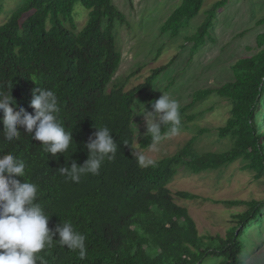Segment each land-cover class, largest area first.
Here are the masks:
<instances>
[{
	"label": "trees",
	"instance_id": "obj_1",
	"mask_svg": "<svg viewBox=\"0 0 264 264\" xmlns=\"http://www.w3.org/2000/svg\"><path fill=\"white\" fill-rule=\"evenodd\" d=\"M230 1L218 2L197 32L186 37L191 57L194 51L216 42L214 22ZM77 3L90 12L81 31L74 17ZM203 4L204 0H182L163 25L162 35L177 39L200 14ZM3 10L4 0H0V15ZM126 23L114 0H27L0 26V92L12 94L15 112L23 108L34 115L33 89L54 91L59 122L73 136L69 149L55 157L45 152L41 142L32 138L34 132L31 135L24 126L18 125V140L7 141L0 110V158L11 153L26 162V176L16 178L38 186L36 202L50 217V228L70 220L74 229L86 236L85 259L58 241L41 255L47 264H204L213 258L220 259L219 264H247V229L253 222H261L264 201L211 200L229 209L244 206L248 210L233 214L226 237L202 236L169 186L181 168L201 175L223 172L240 160L257 180L264 178V124L260 122L264 113V33L257 38L258 53L231 67L234 81L193 93L191 102L179 109L183 131L199 116L188 115V111L209 97L216 95L230 103V118L217 134L230 141L231 148L198 155L197 143L208 133L202 130L174 156L157 161L155 167H141L132 154L136 151L133 107L175 59L132 90L127 91L125 83L113 84L122 63L116 27ZM256 25L264 26V16ZM174 84L172 80L165 90ZM95 126H107L112 132L118 144L116 158L106 159L99 175L86 174L73 182L61 175L59 168L72 161L81 166L85 163L89 158L85 145L97 131ZM168 128L162 126V131ZM150 145V134L139 143L144 151ZM177 196L185 201L201 199L190 192H178ZM54 239H59L58 234Z\"/></svg>",
	"mask_w": 264,
	"mask_h": 264
},
{
	"label": "rangeland",
	"instance_id": "obj_2",
	"mask_svg": "<svg viewBox=\"0 0 264 264\" xmlns=\"http://www.w3.org/2000/svg\"><path fill=\"white\" fill-rule=\"evenodd\" d=\"M26 1L4 0L0 26L7 23ZM220 1L204 0L200 14L177 39L172 40L169 35H162V27L182 0H114L116 7L126 16L127 23L116 27L117 48L122 54V63L113 84L125 83L126 90H132L145 84L154 70L175 59L169 70L154 81L152 90L139 98L133 107L136 151L155 162L174 156L202 130L208 133L197 143L198 155L223 153L231 148L230 141L221 140L217 134L218 128L227 125L231 105L216 95L188 111V115H199L194 123L189 124V130L185 129L176 136L164 139L155 149L144 151L139 147L140 141L149 135L146 115L154 111L153 103L163 93L176 100L181 109L191 102L193 93L215 89L234 81L231 67L237 61L258 53L257 38L264 33V26L258 27L256 24L264 16V0H231L225 9L218 12L214 22L216 42L194 51L191 57V45L185 44L186 37L197 32L207 14ZM89 14L80 3L76 4L74 17L78 31L86 26ZM183 45L187 46L186 49H181ZM159 50H162L160 56ZM172 80H175L174 86L166 91ZM261 117L260 122L264 124V113H261ZM152 119L149 116L150 122ZM246 164L240 160L223 172H206L201 175H193L181 168L169 186L176 202L188 209L202 236L226 237L232 226L233 214L248 210L244 206L229 209L211 200L264 201V178L257 180L255 173L246 169ZM178 192H190L201 199L185 201L177 196ZM259 222H253L247 229L244 257L247 264H264V215ZM220 261L213 258L204 264H219Z\"/></svg>",
	"mask_w": 264,
	"mask_h": 264
},
{
	"label": "clouds",
	"instance_id": "obj_3",
	"mask_svg": "<svg viewBox=\"0 0 264 264\" xmlns=\"http://www.w3.org/2000/svg\"><path fill=\"white\" fill-rule=\"evenodd\" d=\"M14 101L12 94L9 96L0 92V110L4 113V139L18 140L20 125L31 135L34 132L32 138L40 141L44 151L53 157L69 149L73 140L72 132L66 131L59 122L60 108L54 91L41 87L33 89L31 107L35 110L34 115L23 108L15 112L11 106L16 103ZM153 109V112L146 115L151 149H155L162 140L178 135L181 123L179 103L168 95L163 93L153 103ZM149 116L153 118L151 122ZM162 126L169 128L162 131ZM96 129L85 145L89 158L82 166L72 161L70 166L60 167L61 175L78 183L83 175H99L104 161L116 158L118 144L110 129L107 126ZM132 154L141 167L156 166V162L144 154L135 150ZM25 176L26 162L23 159L11 153L0 158V264H47L41 253L52 249L57 241L60 246L78 252L80 259H85L86 236L76 231L70 220H64L54 229L50 228V217L36 202L40 196L38 186L26 180L22 183L16 178ZM57 234L58 240L54 239Z\"/></svg>",
	"mask_w": 264,
	"mask_h": 264
}]
</instances>
